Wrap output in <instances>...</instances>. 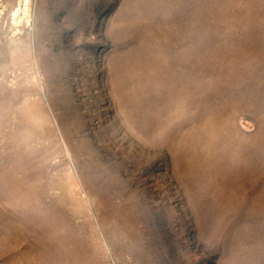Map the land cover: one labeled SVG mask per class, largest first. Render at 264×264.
<instances>
[{"label":"rangeland","instance_id":"374dc122","mask_svg":"<svg viewBox=\"0 0 264 264\" xmlns=\"http://www.w3.org/2000/svg\"><path fill=\"white\" fill-rule=\"evenodd\" d=\"M0 264H264V0H0Z\"/></svg>","mask_w":264,"mask_h":264}]
</instances>
